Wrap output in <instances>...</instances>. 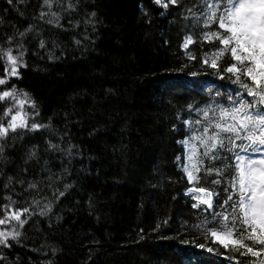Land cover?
<instances>
[{"label":"trees","instance_id":"16d2710c","mask_svg":"<svg viewBox=\"0 0 264 264\" xmlns=\"http://www.w3.org/2000/svg\"><path fill=\"white\" fill-rule=\"evenodd\" d=\"M164 2L167 8L153 0H53L49 8L44 0H0V79L6 80L0 92L15 88L21 99L27 93L36 104L33 109L25 103L28 123L48 125L10 131L0 140V199L20 210L16 196L29 189L33 194L20 198L46 206L40 192L53 193L52 178L65 192L60 211L68 225L57 227L53 218L55 227L34 230L32 264L264 260V253H230L195 227L210 216L202 211L205 205L193 208L197 201L184 191L204 186L219 191L220 199L227 193L223 185L211 184L215 175L205 181L203 170L194 172L201 178L198 183H189L180 166L184 153L179 141L197 134L185 122L199 119V110L213 100L227 106V94L235 95L238 85L228 80L231 74L220 79L215 69L203 64L204 55L216 51L219 41L202 39L209 29L203 27L202 16L196 23L198 0ZM187 36L194 42L185 49ZM9 49L18 57L15 76L4 55ZM233 62L227 55L218 61L221 74ZM6 110V102L0 101V123L5 126L10 122ZM195 146L203 151L198 141ZM33 151L36 155L30 159ZM217 199L214 195V205ZM54 212L57 217L59 212ZM15 243L12 239L7 240L10 247L0 244V264H18ZM107 255L111 260L105 262ZM229 255L236 259L224 258Z\"/></svg>","mask_w":264,"mask_h":264},{"label":"snow or ice","instance_id":"6c2138e0","mask_svg":"<svg viewBox=\"0 0 264 264\" xmlns=\"http://www.w3.org/2000/svg\"><path fill=\"white\" fill-rule=\"evenodd\" d=\"M178 2L179 0H169L173 5ZM7 3L12 4L13 0H7ZM52 3L53 0H44V4L49 8ZM154 3L161 5L162 0H154ZM198 4L199 14L193 13L197 17L196 23H200L202 16L203 27L209 29L203 33L202 39L217 40L219 45H222V47L217 45V50L211 54L206 53L203 64L215 69L220 79H224L225 74H231L228 80L238 85V89L235 90V95L231 91L227 94V106L213 100L208 107L200 109L199 119L187 121L189 130L197 134L180 141L189 150L188 163L182 169L187 174L188 181L198 183L201 178L194 175V172L199 173L203 170L205 181L215 175L218 178L212 179L211 184L223 185L222 191L227 193L226 199H220L219 191H209L204 186L187 190L188 194H194L192 198L197 201L192 207L201 209V206L205 205L202 211L208 212L210 216V219L206 217L195 227L202 229L205 235L213 238L214 242H218L224 249L230 250V253L259 257L264 253V0H198ZM162 6L167 8L168 3H163ZM68 7L72 8L73 5L69 4ZM141 7L143 10V6ZM189 11L191 12V9ZM44 15L46 13L42 12L41 17ZM52 15L56 16V13ZM212 25H217V30H211ZM31 30L26 29L20 35L24 36ZM193 42L192 37L187 36L183 47L187 49ZM44 46V41L41 40L40 47ZM4 55L11 62L10 75H17L18 57L12 56L11 49ZM188 55L195 59L191 53ZM225 55L234 62L226 65L221 74L218 61ZM5 83V79H0V85ZM22 95L24 99H18L15 88L12 91L0 92V101L9 98L15 102L13 107L18 106L15 115H11L12 108L4 112V116L11 115V119L7 126L0 123V140L6 139L10 131L16 133L17 129L36 131L48 127L35 122L29 125L27 113L21 116L25 103H29L33 109L36 108L35 101H31L27 93ZM217 95L220 93L217 92ZM38 114L37 112L36 115ZM197 141L203 149L202 152L195 146ZM50 147L56 148L57 145L50 144ZM3 150L4 146L0 144V152ZM35 155L33 151L29 158ZM179 159L177 157L178 161ZM205 160L208 161L207 166L204 165ZM217 162L221 166H217ZM29 187L35 188L36 185L30 184ZM214 195L218 198L215 205ZM2 210L0 208V211ZM50 210L49 207L47 211ZM47 211H42L41 215H46ZM23 212L27 213L29 209L25 208ZM22 214L19 211L10 213L21 227L27 223L26 219H21ZM6 219H0V225L5 224ZM159 227L158 224L157 230ZM19 235L20 233L15 230L0 231V244L10 247L7 244L8 237L16 240ZM245 241H249L250 244ZM257 246H260L258 251L254 250ZM199 247L204 248L205 245ZM207 251L211 253L215 250L207 248ZM224 258L236 259L233 255ZM236 264H239V260H236ZM251 264H264V260L253 261Z\"/></svg>","mask_w":264,"mask_h":264},{"label":"bare ground","instance_id":"6f19581e","mask_svg":"<svg viewBox=\"0 0 264 264\" xmlns=\"http://www.w3.org/2000/svg\"><path fill=\"white\" fill-rule=\"evenodd\" d=\"M27 115H30V112L26 110ZM22 116V115H21ZM28 123V121H27ZM29 124V123H28ZM30 125V124H29ZM5 126V124H4ZM50 183H52L53 185V193H51L50 191L46 192L47 190H41V195H43V201L46 202V206L44 205H37V204H33L32 200H27L24 201L23 198L20 197H24V194H27L30 190L29 189H24V191L26 193L23 194V196L21 195H17L16 196V205L18 206V208L16 209H20V210H16L19 211L22 214V219H26L27 223H25L22 227L19 225V223L16 222L15 219L11 218L9 216V212H15L14 209H10L12 206L10 204H8V202L5 200V198H1L0 199V208H2L3 210L0 211V218H7L6 219V223L4 224L7 229V232H12L13 230H15L16 232H19L20 235L17 237L16 239V243L14 245V249L16 250V253H19L18 256V261L16 263L18 264H32V258H34V249L31 247L32 243H33V236H34V230L35 232L39 233L42 230H44V228H52L55 227L52 223H50L53 218L55 219V225L57 227H59L61 224H66L68 225L67 220H65L62 217V212L60 211V206L66 204L63 202L62 198H65V192L61 186V188L59 187V189H57V187L55 185L59 184V182L55 179L52 178L49 180ZM22 185V184H20ZM23 186V185H22ZM60 193H64L63 195H60ZM185 191L183 193V195H185ZM33 193H28V195H32ZM133 198L136 202H139V197H141L139 195L138 191L134 190L133 193ZM186 196V195H185ZM35 201V200H34ZM15 206V204H12ZM53 206L50 211H47V209L49 207ZM25 208L29 209V212L24 213L23 210ZM57 211L59 212V215L61 216H57V214H55ZM42 211H47L46 215H41ZM67 216V214H66ZM99 220V219H98ZM104 222V221H103ZM15 224V225H14ZM97 226L101 227L102 226V222L97 221ZM36 225L39 226L38 229H36ZM0 227H2V225H0ZM3 228H0V231H2ZM126 231V230H125ZM132 236L127 237V241L131 240ZM115 240L113 237L110 238V241ZM12 241L11 236L8 237V242ZM126 241V240H125ZM99 258V255H97V257H94V259ZM111 258L109 255L105 256L104 261L108 262L110 261Z\"/></svg>","mask_w":264,"mask_h":264},{"label":"rangeland","instance_id":"374dc122","mask_svg":"<svg viewBox=\"0 0 264 264\" xmlns=\"http://www.w3.org/2000/svg\"><path fill=\"white\" fill-rule=\"evenodd\" d=\"M154 1V0H153ZM163 3H166V2H164V0H162V4L160 5V6H162L163 5ZM185 42V41H184ZM9 63H11L10 61H8ZM18 99H21V97L19 96L18 97ZM5 102H6V104H7V109H9V108H12V113H11V115H15L16 114V111H17V107H13V104L15 103L14 101H12L11 99H9V98H5V100H4ZM7 111V110H6ZM26 113V105L24 104V106H23V110L21 111V115L22 116H24V114ZM11 115H9V119H11ZM27 120H28V115H27ZM185 125L187 126L188 124H187V122H185ZM183 140H185V139H183ZM180 141H182V140H180ZM180 141H179V144L182 146V149H183V153H184V157H183V161L182 162H180V166H181V168L183 169V166L184 165H186L187 163H188V161H187V155H188V148L185 146V145H183V144H181L180 143ZM183 171V170H182ZM184 172V171H183ZM184 174L186 175V177H187V174L184 172ZM188 179V178H187ZM192 183V182H191ZM195 186H191L190 188H194ZM189 188V189H190ZM186 193H185V195H189L190 197H192V195H194V194H188L187 193V190L185 191ZM201 195H203V194H201ZM206 198V197H205ZM196 201V200H195ZM15 212H16V210H15ZM9 216L11 217V215H10V212H9ZM12 218V217H11ZM0 219H5V218H0ZM0 228H3V232H7V229L6 228H8V227H6L4 224L2 225V227H0Z\"/></svg>","mask_w":264,"mask_h":264}]
</instances>
